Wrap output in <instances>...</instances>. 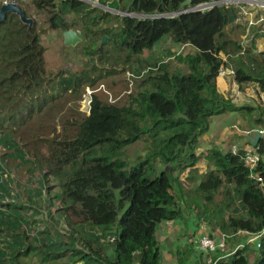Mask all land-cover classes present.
Here are the masks:
<instances>
[{"label":"trees","instance_id":"16d2710c","mask_svg":"<svg viewBox=\"0 0 264 264\" xmlns=\"http://www.w3.org/2000/svg\"><path fill=\"white\" fill-rule=\"evenodd\" d=\"M184 1L97 0L102 7L120 12L116 14L82 0H30L35 11L42 15L51 12L50 28H72V22L63 18L68 11L79 15L85 28L77 43H86L82 53L87 57V68L50 74L44 64L39 26L34 21L28 29L16 14L6 13L0 23V142L12 152L6 153L4 164H0V187H11L13 180L20 184L9 175L3 178L6 160H10L13 167L37 176V187L20 192H28L30 198L45 195L47 206L59 202L56 211L78 233L70 229L67 234L53 233L48 223V232L54 236L51 242L39 236L37 244L7 257L2 246L0 264H27L29 255L35 256L39 264H60L58 259L63 258L68 259L63 264H162L157 228L167 220H184L182 203L208 217V223L235 236V240L239 231L252 239L254 233L264 230V183L245 164L243 149L232 152L211 147L204 155L209 166L202 173L196 167L201 155L195 151L214 115L245 109L216 86L222 63L219 53L233 58L238 83L255 81L264 93V50H255L253 42L245 43L252 37V30L247 31L240 6L213 3L216 0H190L184 5ZM203 4L209 6L198 8ZM163 35L191 46L192 50L177 55L188 72H170L161 63L141 77L135 96L118 100L110 92L113 101L109 102L104 90L96 92L90 113L70 123L72 131L63 128L58 134L52 127V133L36 136L32 125L35 115L51 109L57 99L78 100L83 86L93 87L97 80L109 76L110 69L109 74L102 75L96 59L122 64V69L119 66L113 72L125 71L129 65L136 69L132 63L141 62L142 52L153 48ZM258 108L264 114V107ZM18 133L20 138L16 137ZM32 139L44 142L46 153L34 146L33 157L27 158L25 152ZM142 139L147 144L145 156L129 164L122 157L123 147ZM257 144L263 152L262 141ZM86 163L115 169L125 181L123 191L128 196L103 194L91 187L87 189L89 199L76 194L68 182ZM185 171L187 186L180 180ZM255 171L264 176L262 161ZM49 178L56 183L53 188L47 185ZM220 192L224 198L218 201L215 196ZM95 198L107 211L102 216L90 208ZM221 204L229 212L226 216ZM75 236L81 248L75 246ZM256 245L250 262L248 242L235 247L226 259L222 250L204 256L193 250L192 242L185 243L175 251L176 262L264 264V231Z\"/></svg>","mask_w":264,"mask_h":264},{"label":"rangeland","instance_id":"374dc122","mask_svg":"<svg viewBox=\"0 0 264 264\" xmlns=\"http://www.w3.org/2000/svg\"><path fill=\"white\" fill-rule=\"evenodd\" d=\"M82 1L89 3L92 6L103 8L105 11L109 10L111 13H120L117 10L110 8L108 9V7H102L103 5L98 4L97 0ZM19 6L27 12L29 17L34 18L37 26H39L41 29V32L39 33V40L41 45L44 47V64L48 74L54 73L58 70L79 71L81 69L87 68L84 65V61L87 59V57L82 53L83 47L86 43H65L64 32L66 30L63 29L62 26L58 29L50 28L48 19L51 16V12H47L46 15H42L43 13L35 11L30 0H20ZM63 18L68 22H72V29L77 32L81 40L85 28H83V25L79 22V15H77L75 12L68 11L65 15H63ZM103 25L104 23H102L100 26ZM91 28L96 27L91 26ZM252 33L253 35L248 41L249 44L253 42L254 45L256 38L264 40V25L253 28ZM190 48V46H185L179 55H184L186 52L191 50ZM178 49L179 45L175 46L167 35H163L158 41H156L153 48L146 49L142 52L140 56L141 62L132 63L137 65L136 69H134L135 65H124V67L126 66L125 71L113 72L119 66H121L120 69H122V64H117L112 61L110 62L106 59H103L102 61L96 59L95 62L97 63V67L100 69L102 75L105 76L109 74L108 70L110 69L109 76H106L105 79L100 78L97 80L93 84V87L89 85L83 86V88L80 90V98L78 100L72 99L66 101L63 98L57 99L51 109H44L35 115L33 117L32 125L36 129V136H46L47 134L52 133V127H55L56 133L58 134L63 132V128L67 129V131H72L74 126L70 125V123L75 119H79L80 117L88 114L87 110L82 108V96L87 87L93 89L94 93H96L103 91V88H101L103 85L104 89L111 92L114 97H118V100H126L128 99V96L136 95L140 80L149 74V72H152L147 70V67L149 66L162 63V65H165V68L170 72H188L187 67L183 64V62L177 59V54L175 52ZM127 70L133 72L134 74H139L141 71L145 72L143 73L144 76L141 75L138 78L129 80L127 79ZM129 83L131 85H129ZM62 124H65V126L62 127ZM4 131L7 132V129ZM16 137L20 138L21 134L18 133ZM31 138H34V136ZM15 141H17V139ZM18 143L22 144L21 142ZM34 146H36L37 149L40 148V151L43 153H46L47 146L45 143L32 139L31 143L29 144L30 149L25 152L27 158L33 157L35 152V149L33 148ZM9 148L10 147L0 142L1 165H3L5 162V154L12 152L9 151ZM146 148L147 144L143 139L136 140L133 143L123 147L124 155L122 157L129 164H131L145 156L147 150ZM157 165L159 168L162 167V165L159 163ZM25 166H28V164H24L23 167ZM5 169L6 170L3 173V178H6V175H9L11 178H15L20 182V184L17 185L15 182L16 180H13L11 182V187H0V190L5 193L0 196V247L5 246L4 249L6 252V257L10 256L17 250H23L29 245L37 244V239L39 236L41 238L43 237L44 242H51V240L54 239V236L48 232L49 224H51L50 230L53 231V233L60 231L64 234H67L69 229L78 233L73 229V227L66 224L63 216L60 217L61 213L56 211L59 206V202L56 201L53 205L49 204L47 206L45 195H43L42 198H40V196H33L30 198L27 196L28 192H20L25 188L28 189L38 186L36 175L30 176L27 174L25 169L13 167L12 161L10 160H6ZM186 176L183 174L181 178L180 175V180H182L187 186L188 182L185 179ZM47 185L53 188L56 183L54 180L49 178ZM124 186V179L115 169H103L99 166H94L88 163L84 164V166L68 182V187L72 188L76 194L84 197L85 199L90 198L89 194L87 193L88 187H91L103 194H120L123 197H127L128 194L123 191ZM220 189H222V187ZM175 190L176 189H174L173 192H175ZM215 198L216 200L220 201L224 198V196L222 192H220L216 194ZM181 205L183 206L186 213L184 220H167L161 222L157 228L156 234L161 251L162 264H177L175 251L182 247L185 243H191L192 238H196L199 233H212L218 235L222 233L218 227L213 226L212 223H208V217H205L203 214L200 215L195 210H189L186 208L184 203ZM221 205L224 208L225 204ZM90 208L98 216H102L107 212L104 204L96 198L93 200ZM222 213L226 216L229 212L224 208ZM203 217H205V219ZM73 220L75 221L76 219L73 218ZM187 220L190 221V226L193 227V230L188 227L189 222H187ZM175 221H179V223L175 224ZM76 226L77 225H75V227ZM227 235L228 237L226 242L227 240L229 241L225 249L222 250L221 254L223 258L226 259L228 255L232 253L231 251H233L235 247H242L243 244L248 242V259L251 262L253 260L252 255L254 256L255 254L252 249L257 246V240H250L251 235L241 231H239L237 234L238 240L234 239L235 236L233 237L232 235ZM75 243L77 248H81V244L77 241L76 236ZM105 243L108 244V241H105ZM193 250L196 251L197 249L193 246ZM195 251L194 253L197 255L198 252ZM202 254L205 256L207 253L202 252ZM202 254L200 259L202 263H204L206 262V259ZM27 260L29 262L27 264H39L37 258L33 255H29ZM67 260L68 259L65 258L58 259V262L63 264Z\"/></svg>","mask_w":264,"mask_h":264},{"label":"crops","instance_id":"0c3cea01","mask_svg":"<svg viewBox=\"0 0 264 264\" xmlns=\"http://www.w3.org/2000/svg\"><path fill=\"white\" fill-rule=\"evenodd\" d=\"M249 38L246 39L247 41L245 40L247 44H249ZM171 42L175 46L177 45L172 40ZM253 46L255 50L263 51L264 40L256 38ZM190 49L192 50V48ZM229 63L234 66L233 58H229ZM227 67L229 68L230 65H227ZM216 86L224 96L230 97L236 105L244 106L245 109L217 114L212 117L209 129L199 137L195 150L196 154L201 155L196 163L200 173L204 172L209 166L204 157L208 149L217 147L222 151H234L238 148H244L246 145L251 144V135H254L259 129H264V114L261 115V109L258 108L264 107V93L259 91L257 82L244 81L238 83L234 76L225 73L224 75L218 74ZM246 130H252V132L245 134L244 131ZM259 140L262 141L264 146V133L261 134ZM261 156V161L264 163V151H261ZM183 174L186 176L187 171L181 174V178ZM187 222H189L188 227L193 230L190 221L187 220ZM174 223H179V221Z\"/></svg>","mask_w":264,"mask_h":264},{"label":"built area","instance_id":"2783aa9c","mask_svg":"<svg viewBox=\"0 0 264 264\" xmlns=\"http://www.w3.org/2000/svg\"><path fill=\"white\" fill-rule=\"evenodd\" d=\"M215 3H223V4H236L240 6L241 12L243 14V19L247 27V31L251 30L252 28H256L260 25H264V0H216ZM213 2V3H214ZM1 4H7L12 3L16 6L20 5V0H0ZM0 4V5H1ZM186 44L181 45L180 50L183 49V47ZM178 51V52H179ZM243 51H241L242 53ZM225 59V57L223 56ZM225 73L234 74V70L230 68H226V66L223 64L219 68V74L223 75ZM127 79L132 80L133 78H138L139 75L134 74L133 72L126 71ZM129 85H131L129 83ZM103 90L108 95V100L110 102L113 101L111 93L104 89L103 85L101 86ZM94 90L87 87L85 92L83 93L82 98V108L87 110V113L89 114L91 102H92V95ZM129 92V91H128ZM261 134L264 133V129L258 130ZM252 130H246L244 131L245 134L251 133ZM259 145H248L243 149V159L245 164L248 166L249 170L252 174H254V177L263 184L264 183V176L258 172L255 171L256 167L258 166L259 162L262 159L261 153L259 151ZM263 234V231H259L257 233H254L252 236L253 239H258V237ZM228 235L224 233L218 234H209V233H200L196 238H192V244L193 246L200 252H206V253H214L218 250H224L226 247V237ZM110 241L113 240V237L108 238ZM257 245H259L257 243Z\"/></svg>","mask_w":264,"mask_h":264},{"label":"water","instance_id":"95a60500","mask_svg":"<svg viewBox=\"0 0 264 264\" xmlns=\"http://www.w3.org/2000/svg\"><path fill=\"white\" fill-rule=\"evenodd\" d=\"M190 0H185L183 4L189 3ZM185 10H181L180 12H183ZM7 12H11L16 14L20 21L26 25H28V29L33 25L34 19L32 17H29L25 14V12L19 8L18 6L7 3V4H1L0 5V23L4 20L5 15ZM105 36L102 37L101 41L105 40ZM78 41H80V37L78 36L77 32L73 30L72 28L66 30L64 32V42L67 44H76ZM261 137V133L259 131L255 132L254 135H251L250 141L251 144L254 145L258 142L259 138Z\"/></svg>","mask_w":264,"mask_h":264},{"label":"clouds","instance_id":"9594fccd","mask_svg":"<svg viewBox=\"0 0 264 264\" xmlns=\"http://www.w3.org/2000/svg\"><path fill=\"white\" fill-rule=\"evenodd\" d=\"M215 3V2H214ZM32 5V4H31ZM209 6V4H203V5H200V7H198V8H205V7H208ZM19 8H21L23 11H25L22 7H20V6H18ZM32 7H33V5H32ZM28 16V15H27ZM34 19V18H33ZM261 26V25H260ZM253 29V28H252ZM251 29V30H252ZM250 31V30H249ZM248 31V32H249ZM245 36L246 35H243V38H245ZM183 44H186L185 46H190L188 43H177V45H179V49L175 52L177 55L178 54H181V51L183 50H181V51H179L180 50V47H181V45H183ZM184 46V47H185ZM183 47V48H184ZM191 47V46H190ZM179 51V52H178ZM241 51H243V50H241ZM243 53V52H242ZM219 55H220V57H221V59H222V63H221V65H225L226 66V68L228 69V67H227V65H230V67L234 70V74H235V68H234V66H231V64L229 63V56H227V55H225V54H223L222 52H220L219 53ZM223 56L225 57V59L223 58ZM160 64H157L155 67H153V66H149V67H147V70H155L158 66H159ZM220 65V66H221ZM229 67V68H230ZM220 68V67H219ZM128 71V70H127ZM145 71H141L139 74H136V75H139V76H141V75H143V73H144ZM218 74H219V70H218ZM230 74V73H229ZM234 74H231L232 76H234ZM220 75V74H219ZM224 75V74H223ZM218 76V75H217ZM216 76V77H217ZM133 79H135V78H133ZM94 93V92H93ZM93 96V95H92ZM109 101V100H108ZM110 102V101H109ZM91 108V107H90ZM89 113H90V111H89ZM88 115V114H87ZM257 144V143H256ZM256 144H254V145H256ZM248 145H252V144H248ZM248 145H246V146H248ZM245 146V147H246ZM244 147V148H245ZM244 148H242V149H244ZM239 149V148H238ZM238 149H236V150H234V151H232V150H230V151H232V152H235V151H237ZM262 231H264V230H262ZM200 234V233H199Z\"/></svg>","mask_w":264,"mask_h":264}]
</instances>
